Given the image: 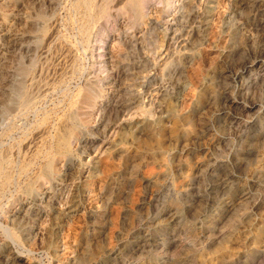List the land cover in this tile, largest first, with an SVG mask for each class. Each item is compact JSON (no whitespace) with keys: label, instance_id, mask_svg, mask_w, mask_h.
Masks as SVG:
<instances>
[{"label":"rangeland","instance_id":"374dc122","mask_svg":"<svg viewBox=\"0 0 264 264\" xmlns=\"http://www.w3.org/2000/svg\"><path fill=\"white\" fill-rule=\"evenodd\" d=\"M0 170L21 264H264V0H0Z\"/></svg>","mask_w":264,"mask_h":264},{"label":"bare ground","instance_id":"6f19581e","mask_svg":"<svg viewBox=\"0 0 264 264\" xmlns=\"http://www.w3.org/2000/svg\"><path fill=\"white\" fill-rule=\"evenodd\" d=\"M73 12V11H72ZM17 17V16H16ZM174 17H176V16H174ZM178 23V22H177ZM13 26V25H12ZM8 28V27H7ZM8 30V29H7ZM248 31V30H247ZM49 35V34H48ZM13 46V45H12ZM111 51V50H110ZM2 66V65H1ZM118 75V74H117ZM38 82V81H37ZM46 83V82H45ZM48 83V82H47ZM170 106V105H169ZM28 108V107H27ZM45 120V119H44ZM46 121V120H45ZM16 123V122H15ZM42 124V123H41ZM15 127V126H14ZM59 129V128H58ZM62 131V130H61ZM64 132V131H63ZM69 133V132H68ZM128 134H130V133H128ZM57 137V136H56ZM21 142V141H20ZM66 142V141H65ZM73 143V142H72ZM68 145V144H67ZM13 146V145H12ZM77 147V146H76ZM85 147V146H84ZM94 147V146H93ZM68 149V148H67ZM119 149V148H118ZM117 149V150H118ZM16 150V149H15ZM126 150V149H125ZM3 151H4V149H3ZM3 153V152H2ZM86 153V152H85ZM127 153V152H126ZM12 155V154H11ZM6 156V155H5ZM93 156V155H92ZM23 157V156H22ZM16 158V157H15ZM4 159H5V157H4ZM7 160V159H6ZM13 161V160H12ZM6 163V162H5ZM2 164V163H1ZM93 164V163H92ZM29 165V164H28ZM4 167V166H3ZM22 167V166H21ZM48 170V169H47ZM76 170V169H75ZM6 172V171H5ZM0 174L1 175H3V174H5L4 172H3V170H0ZM7 174V173H6ZM14 175V174H13ZM1 178V177H0ZM69 179V178H68ZM2 180V179H1ZM82 181V180H81ZM14 182V181H13ZM104 183V182H103ZM2 185V184H1ZM21 186V185H20ZM100 186V185H99ZM2 194V193H1ZM9 198V197H8ZM95 208V207H94ZM76 214V213H75ZM69 216H67L66 218H68ZM105 218V217H104ZM62 219H63V217H62ZM83 219V218H82ZM13 220V219H12ZM11 220V221H12ZM69 220V219H68ZM21 221V220H20ZM66 221V220H65ZM9 222V221H8ZM76 222V221H75ZM82 223V222H81ZM58 229V228H57ZM42 231V230H41ZM61 231V228L60 229H58V234H59V232ZM43 232V231H42ZM63 232V231H62ZM71 234V232L69 233V235ZM61 235V234H60ZM0 236L1 237H3L4 239H6V240H9V241H11L12 242V244H14V245H18V237L17 236H15V234L12 232V230L8 227V225H7V220H2V219H0ZM77 236V235H76ZM0 237V238H1ZM36 237V236H35ZM118 237V236H117ZM38 238V237H37ZM41 239V238H40ZM36 240V239H35ZM37 241V240H36ZM6 244L5 243H2L1 244V246H0V250H5L6 249ZM51 246H53V245H51ZM49 247H50V245H49ZM54 247V249H55V253H54V257L55 258H59L60 257V254L61 255H63V251H65V245L62 243V242H60V241H58L57 242V244H55V246H53ZM75 247V246H74ZM74 247L72 246L70 249L72 250L73 249V251H74ZM77 245H76V251L75 252H73L74 254L77 252ZM8 248V247H7ZM9 249V248H8ZM11 249H13V247L11 246ZM142 248L141 247H139V246H135V249H133V254H138V253H140V252H142ZM54 251V250H53ZM67 251H68V249H67ZM115 251V250H114ZM70 252V251H69ZM111 252H113V250H111L110 251V253ZM131 252V251H130ZM168 252H171V251H169V250H167V249H162V251H160V253H161V259L160 260H158L156 263H152V264H172V262L170 261V260H167V258H169V257H167V255H168ZM118 253V252H117ZM27 256V257H29V258H31L32 260L33 259H35V257H36V253L34 252V251H32L31 249H27V251H26V253H24V254H21V255H19V254H15V253H13L12 254V252H9V251H7V252H4V253H2L1 255H0V264H21V262H23L24 261V259L22 258V256ZM82 255V254H81ZM113 254H111L110 256H112ZM172 255V254H171ZM169 256V255H168ZM54 258V259H55ZM116 258H118V257H116ZM69 259V258H68ZM75 259V258H74ZM115 259V258H114ZM159 259V258H158ZM156 260V259H155ZM53 261V260H52ZM68 261V260H67ZM75 261H77V260H75ZM76 263V262H75ZM74 263V264H75ZM134 264H146V263H143V262H138V261H136ZM148 264V263H147Z\"/></svg>","mask_w":264,"mask_h":264}]
</instances>
